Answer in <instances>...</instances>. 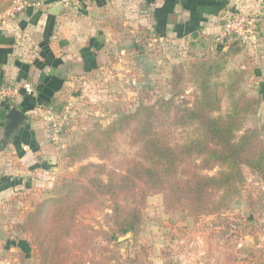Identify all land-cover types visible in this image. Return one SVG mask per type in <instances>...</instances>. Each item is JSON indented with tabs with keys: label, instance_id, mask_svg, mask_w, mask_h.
Instances as JSON below:
<instances>
[{
	"label": "trees",
	"instance_id": "1",
	"mask_svg": "<svg viewBox=\"0 0 264 264\" xmlns=\"http://www.w3.org/2000/svg\"><path fill=\"white\" fill-rule=\"evenodd\" d=\"M14 1L0 0V12ZM134 38L137 47L159 36L139 26ZM217 43L223 49L216 54L193 50L189 63L173 66L170 97L143 102L107 127L96 124L83 142L69 148L73 162L90 153L102 162L81 166L77 175L58 183L55 197L36 204L15 224L17 230L31 235L38 264H113L109 245L120 235L140 232L147 200L155 194L163 195L167 212L182 211L194 218L222 216L245 183L243 165L264 183L263 128L246 126L261 98L244 90L251 68L235 67L229 58L241 53L243 44L235 36ZM188 79L192 92L186 96ZM224 99L229 105L226 113H222ZM165 118L194 132L175 140L170 129L161 126ZM128 129L139 154L120 167L110 166L114 140ZM106 202L112 210L108 228L80 220L83 210H101ZM133 262L139 264L141 258L136 256Z\"/></svg>",
	"mask_w": 264,
	"mask_h": 264
},
{
	"label": "rangeland",
	"instance_id": "2",
	"mask_svg": "<svg viewBox=\"0 0 264 264\" xmlns=\"http://www.w3.org/2000/svg\"><path fill=\"white\" fill-rule=\"evenodd\" d=\"M115 8L120 10L118 5ZM232 12L237 11L229 10L225 16ZM117 14L120 18V13ZM126 21L111 23L118 27L119 33L113 40L117 50L106 68L100 69L93 78L79 81L70 94L56 104L59 114L67 111V120L61 147L52 143L58 151L55 161L50 159L53 163L47 166L46 171H35L25 176L17 174L14 197L0 203V264H38V251L32 244L31 235L17 230L15 224L22 222L36 204L46 203L55 197L54 189L58 183L77 175L81 166L102 162L95 153L73 162L69 148L83 142L85 133L96 124L107 127L121 114L135 112L143 102L170 97L173 92L169 85L172 68L181 62L189 63L193 50L216 54L223 49L216 38L202 41L196 37H165L145 46L140 43L136 49L134 37L137 27L132 23L129 27ZM127 40L130 41L128 46H132L130 51L124 47ZM242 48L241 53L229 56L230 63L235 67L251 68L244 90L249 95L260 97L261 102L257 113L247 118L246 126L263 128L264 139V98L257 87L259 77L254 74L255 63L249 60L252 58L247 53L250 48L244 45ZM189 83L188 79L186 96L192 92ZM228 108L224 99L222 113H226ZM161 126L170 129L172 137L179 141L184 140L187 133L194 132V128H177L168 118L161 122ZM131 132L132 129H128L116 136L112 158L107 161L110 166L120 167L127 159L138 156L139 147L132 145ZM242 168L245 183L222 216L194 218L182 211L167 212L162 194L150 196L140 232L137 235L132 232L120 235L109 245L114 255L113 264H134L136 256L141 258L139 264H259L264 258V183L248 166L243 165ZM216 172L217 169L209 173ZM109 204L106 202L101 210H83L80 220L96 228H108L109 214L112 213ZM10 241L17 244H10ZM18 244L25 249L19 248Z\"/></svg>",
	"mask_w": 264,
	"mask_h": 264
},
{
	"label": "crops",
	"instance_id": "3",
	"mask_svg": "<svg viewBox=\"0 0 264 264\" xmlns=\"http://www.w3.org/2000/svg\"><path fill=\"white\" fill-rule=\"evenodd\" d=\"M41 2V6L27 7L0 28V85L20 87L27 80L35 86L34 94L20 88L13 100H0V203L14 197L17 174L46 171L55 161L58 151L50 141L44 111L55 108L79 81L93 78L111 62L117 50L113 40L119 33L113 21L127 20L126 25L132 23L136 31L143 26L159 39L196 37L204 41L215 40L221 34L227 11L256 14L260 46L247 53L256 65L257 87L264 98V0H72L67 5L63 0ZM57 3H62L58 15L51 12ZM127 42L124 47L130 51L132 46ZM14 106L26 112L30 120L6 137L5 114Z\"/></svg>",
	"mask_w": 264,
	"mask_h": 264
},
{
	"label": "built area",
	"instance_id": "4",
	"mask_svg": "<svg viewBox=\"0 0 264 264\" xmlns=\"http://www.w3.org/2000/svg\"><path fill=\"white\" fill-rule=\"evenodd\" d=\"M72 0H63L66 5ZM41 0H15L3 12H0V28L14 19L18 14L22 13L29 6H41ZM227 36H235L241 40L244 46L255 49L260 46L259 19L254 13H246L242 11L227 14L222 23V32L216 38L221 42ZM20 88L28 94L35 93V86L30 81H24L20 87L15 85H0V100L10 101L20 91ZM67 112V111H66ZM59 114L56 108H49L44 111V116L48 121L49 138L53 144L61 147V136L64 130V124L67 120V113ZM259 264H264V258Z\"/></svg>",
	"mask_w": 264,
	"mask_h": 264
},
{
	"label": "water",
	"instance_id": "5",
	"mask_svg": "<svg viewBox=\"0 0 264 264\" xmlns=\"http://www.w3.org/2000/svg\"><path fill=\"white\" fill-rule=\"evenodd\" d=\"M62 9V3H57L52 9L51 12L53 14H60ZM6 119V127H5V136L10 137L13 133H15L21 126L26 125V123L30 120V116L26 114L20 108L14 106L9 108L8 112L5 114ZM130 233H127L128 235Z\"/></svg>",
	"mask_w": 264,
	"mask_h": 264
}]
</instances>
